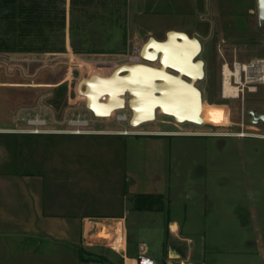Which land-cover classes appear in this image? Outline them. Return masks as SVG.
I'll return each mask as SVG.
<instances>
[{
  "label": "rangeland",
  "instance_id": "374dc122",
  "mask_svg": "<svg viewBox=\"0 0 264 264\" xmlns=\"http://www.w3.org/2000/svg\"><path fill=\"white\" fill-rule=\"evenodd\" d=\"M255 3L256 0H129L125 42L121 41L117 31L91 27L84 33L86 38L96 47L108 51L76 54L71 47L70 0H67V27L64 36L55 38L57 52H0L3 63L0 64V81L19 83L12 85L15 87H0V128H11L9 115L13 113L14 116L24 106L48 112L46 107L53 105L61 116L67 110L91 115L85 110L84 95L89 109L100 117L92 122V127L109 133L44 135L38 136L40 142L13 141L28 149L9 154L13 162L11 172H23V177L30 182L27 187H13L23 190L24 196L27 192L30 196L35 195L37 191L39 205L46 206L44 242L55 239L54 248L49 246L54 250L47 244L45 258L41 257L40 249L36 250L41 257L36 258L37 262L124 264L122 251L115 252L111 243L105 239H89L92 234L88 236L87 228L91 224L83 216L103 217L123 209L130 211L135 195L162 194L165 197L163 212H142L140 218L136 213L131 215L130 251L136 253L137 243L144 241L149 245L153 259L164 264L166 243L178 239L187 242L196 263L264 264V123L252 122L248 114L254 111L264 115V82L260 80L259 68H251V73H242L243 82L251 77L256 78L257 84H247L238 99H222L219 93L222 74L220 71L216 84V56H212L211 50L217 25L226 32L222 33V40L238 22L242 27L247 25L254 38L260 37L256 14H250L255 11ZM171 30L198 36L205 47L204 57L210 64L206 80L200 83L204 123H177L176 127L170 124L175 123L171 118L160 114L155 121L131 127L132 113L128 108L111 112L114 88L105 84L100 76H111L123 65L141 64L131 62L136 49L142 48L150 37L164 41ZM0 38H11L1 17ZM240 38L235 45L225 38L227 42L223 43L227 46L220 54L218 72L228 64L235 67L237 63L250 65L253 60L260 64L262 60L264 62L262 42L253 45L251 50L232 52L231 49L244 42V36ZM100 59L109 62L102 66L108 67L102 69L103 74L93 63ZM15 65L18 66L14 69ZM41 66L44 68L38 70ZM83 79L85 81L80 83ZM69 90L72 104L68 101ZM219 114H226L229 123L210 119ZM125 117L127 119L120 120ZM120 131H127L129 135L120 136ZM151 132L163 135H138ZM169 132L204 133L206 136H166ZM0 145H4V140H0ZM36 146L41 149L39 153ZM42 158L44 160L40 161ZM2 160L4 155L0 156V162ZM2 164L0 172L5 170V164ZM32 173H38L36 179L32 178ZM50 201H56V211L47 207ZM32 212L36 213L31 208L20 212L30 220L29 227L32 226ZM168 214L180 222L181 231L177 236L167 226ZM247 216L252 219L244 226L242 219ZM92 222L100 227L103 223L116 224V221L105 220ZM99 230L96 226V237ZM172 231L177 232L178 226L173 225ZM13 252L21 256V250Z\"/></svg>",
  "mask_w": 264,
  "mask_h": 264
},
{
  "label": "trees",
  "instance_id": "16d2710c",
  "mask_svg": "<svg viewBox=\"0 0 264 264\" xmlns=\"http://www.w3.org/2000/svg\"><path fill=\"white\" fill-rule=\"evenodd\" d=\"M128 6L129 0H70V36L74 52L104 54L108 51L86 38L84 33L91 27L117 31L125 42ZM67 14V0H0V17L11 35L9 39L0 38V52H57L55 38L64 36ZM164 199L162 194H137L132 198L133 209L163 212Z\"/></svg>",
  "mask_w": 264,
  "mask_h": 264
},
{
  "label": "crops",
  "instance_id": "0c3cea01",
  "mask_svg": "<svg viewBox=\"0 0 264 264\" xmlns=\"http://www.w3.org/2000/svg\"><path fill=\"white\" fill-rule=\"evenodd\" d=\"M13 60V59H12ZM2 63V62H1ZM3 64V63H2ZM5 65H7L5 63ZM3 66V65H2ZM18 65L14 66V69ZM11 71V70H10ZM19 85V83H12L11 81L8 82H2L0 81V87L6 88L4 86L9 87H15L12 85ZM42 84V83H38ZM37 84V85H38ZM10 118H13V113L9 115ZM4 129V128H0ZM109 134V133H108ZM120 136H128V135H121V133H118ZM139 134H156V135H163L158 133H139ZM41 137L36 136H16L13 134H4L0 133V140H4V145H0V156L4 155V160L0 162L5 164V170L0 172V264H42L41 262H37L36 258L41 259L45 258V248L52 245H55V239L53 237L52 242L45 243L44 242V211L45 207L39 205V194H37V191L35 192V195H29L27 192V196H24L22 194L23 190H16L14 189L13 185H20L27 187V185L30 183L27 179H25L23 176V172L12 173V160L9 156L10 153L13 152H19L23 153L24 149L26 148L24 145V148L22 145H15L13 143L16 142V140H24L30 142L31 140L34 141H42L40 140ZM38 145V144H37ZM39 146H36L37 153H39L38 149ZM10 157V158H9ZM8 158V159H7ZM22 162L24 161L23 157L21 158ZM44 160V158L40 159ZM21 161V160H19ZM12 162V163H11ZM16 163V162H14ZM10 167V168H9ZM29 175V174H28ZM32 178H37L35 176H38V173H32ZM27 181V182H26ZM28 183V184H27ZM19 187V186H18ZM17 187V188H18ZM35 197V198H34ZM33 202L31 205L28 203ZM56 205V201L48 202L47 207L52 209L53 211L56 209L54 206ZM33 209L36 213H31L33 217H30L32 220V226L29 227L30 220L28 217L23 216L20 212H24L27 210ZM125 209L114 212L113 214L99 217V216H83V218L87 219V221L90 224H93L92 221L94 220H105V221H112L116 223L121 222L123 225L124 230V240H122L123 246H122V257L124 258V264H128L129 262L137 260L139 255L143 252H146L148 256L153 258L150 255V247L149 245L142 241L137 243V251L136 253H133L130 251L129 247V221L131 215L134 213L138 214V218H140L139 215H142L140 211L130 212V211H124ZM56 211V210H55ZM59 212V211H58ZM154 213H160L157 211H153ZM15 213V215H14ZM147 214H150V212H147ZM54 220V215L51 216ZM252 218L247 216L245 219H242V224L244 226H247V224H250V221ZM177 225L178 231L173 232L172 226ZM167 226L169 230L177 236V234L181 231L180 222L173 217L172 214H168V220H167ZM250 227V226H249ZM125 228V229H124ZM88 231V228H87ZM90 234H88L89 236ZM181 237V236H180ZM186 238H189L186 236ZM59 242V241H58ZM124 242V243H123ZM59 245V244H58ZM50 248V247H49ZM50 248V249H52ZM41 250L40 255L39 253L36 254V250ZM48 249V248H46ZM14 250H21V256H16L19 252H13ZM54 250V249H52ZM2 255V256H1ZM16 256V257H15ZM36 261V262H35ZM157 262V261H156ZM158 264V263H157ZM164 264H203V263H196L192 259V255L189 252L188 244L185 241L178 240L167 242L165 246L164 251Z\"/></svg>",
  "mask_w": 264,
  "mask_h": 264
},
{
  "label": "water",
  "instance_id": "95a60500",
  "mask_svg": "<svg viewBox=\"0 0 264 264\" xmlns=\"http://www.w3.org/2000/svg\"><path fill=\"white\" fill-rule=\"evenodd\" d=\"M257 14L259 21L264 22V0H257ZM150 42L154 44V50H156L157 54L148 59L159 60L162 65L161 69L151 68L149 66L139 64L132 66L123 65L115 70L109 78L104 79L105 81L108 79L120 81V86L117 90L115 88V92L122 93L126 99L119 100L122 107L118 110L128 108L132 112V119L130 121L131 127H133L136 115L138 118L139 111L147 104L151 106H148L150 111L147 110L149 113V119L146 120V123L148 121H155L156 113L161 111L164 112L165 116L173 117L176 122L180 124H202L199 115L202 113L203 98L201 92L195 86V83L198 78L204 77V63L202 61H194L198 52L201 50L199 41L196 38H190L184 32L171 30L167 32L166 39L164 41H159L151 37L149 42L143 45L142 52L148 50ZM189 43L190 45H194V48L188 53L187 45ZM181 55L182 57H185V61H180L179 57ZM170 66L178 70L180 75L177 76L166 72V69ZM139 67L147 69L148 71L151 70V72H154V75L160 72L165 73L164 79H162L161 82L154 79L155 84L157 85V90H153V92L151 91L154 87V83L151 88L148 80H146V83L142 84V91H139L138 88L136 89L133 81L135 78V72H137ZM194 68L196 70L195 75L192 73ZM183 75L191 81L182 79ZM83 81H85V79H83L80 83ZM176 88L181 89L183 94L178 92L179 89ZM105 89L109 90L108 87H105ZM78 91L80 92L79 89ZM140 92H142V94H140ZM82 97L86 98L84 95H82ZM88 103L86 104L88 110H90L96 118H100L96 115L95 111L89 109ZM249 114L252 117V122L264 123V115L258 114L254 111H250Z\"/></svg>",
  "mask_w": 264,
  "mask_h": 264
},
{
  "label": "built area",
  "instance_id": "2783aa9c",
  "mask_svg": "<svg viewBox=\"0 0 264 264\" xmlns=\"http://www.w3.org/2000/svg\"><path fill=\"white\" fill-rule=\"evenodd\" d=\"M136 54V53H135ZM101 55H99L100 57ZM137 58L135 55L131 59V62H136ZM95 66H97V69H108V67H102L103 65H109V62L104 61L103 59H100L98 61L93 62ZM1 64V61H0ZM16 66V65H15ZM51 67V66H50ZM44 66H41L38 70L43 69ZM99 72H103L99 71ZM103 74V73H102ZM37 75V74H36ZM77 93V97L78 92ZM68 101L69 104H72L71 102V93L69 90L68 93ZM83 101L85 102L86 106V100L83 98ZM48 112H44L41 108L36 110L35 108H29V107H21L19 108L15 115L12 118V127L6 128V129H0V133L4 134H15V135H31V136H48V135H65V136H92V135H103L108 134V132L104 130H97L92 127V122L96 120V117L92 114L90 110L85 107V110H87L91 115L84 113V112H78L77 110H67L66 114H62L61 116L53 107V105H49ZM77 111V113H76ZM95 117V118H94ZM127 119L121 118L120 120ZM121 135H128L129 132L120 131ZM118 224V222H117ZM96 226L101 228L100 225L91 224L90 229H88L87 234L90 235L91 238H89L91 241L93 240V236H95V229ZM100 241L99 239H97ZM95 240V241H97ZM109 243L108 241H106ZM111 248L117 252L121 253V249H118L112 245H110ZM135 264H157L156 260L148 256L146 252H143L139 255L137 260H135Z\"/></svg>",
  "mask_w": 264,
  "mask_h": 264
},
{
  "label": "bare ground",
  "instance_id": "6f19581e",
  "mask_svg": "<svg viewBox=\"0 0 264 264\" xmlns=\"http://www.w3.org/2000/svg\"><path fill=\"white\" fill-rule=\"evenodd\" d=\"M149 47L154 48V44L152 42H150L148 48ZM187 48H188L187 51L189 53L194 48V45H192V44L190 45V43H189L187 45ZM146 56H150V55L149 54H145L144 57H146ZM151 57L152 56H150V58ZM179 59H180V61H185V57H182V55L179 57ZM253 61L254 62L251 65H248V64H244L243 65V64H238L237 63L234 69H232V67H230L228 65H225L224 66L223 73H222V82H223V90L222 91H223V95H224L223 97L225 99H228V100L229 99L230 100L231 99H238L240 97V94H241L242 90H243L242 88L246 87L247 84L256 83L254 81V79H256V78L252 79L251 77L247 78L248 81L244 83L243 80H242V78H241L242 73L244 71L247 72V73H249L250 70H251V68H254L255 69V67L257 66L259 68V71H260V75H259L260 80L262 81V83L264 82V67H262V64L264 66V62H261L262 64H260V63L256 62L255 60H253ZM141 64L142 65H147V66H149L151 68L161 69V67L150 66V65L145 64V63H141ZM188 71H189V69H188ZM195 71L196 70L194 68L192 70V73H194V75H195ZM166 72H168V71L166 70ZM93 73L96 74V75H98L96 72H93ZM183 73H185V72H183ZM143 74H144L145 79L148 80V82L150 83L151 88L153 87L152 84L154 83V87H153L154 89L153 88L151 89L152 92H153V90H157V85L155 84V80L156 79L157 80L158 79H161V80L164 79V75H161V74H157V75L155 74L156 76L154 75V73H151V74H149V73H142V75ZM100 77L105 82V84L110 85V86H112L114 88V100H113L112 106L110 107L111 112H113V110H118L120 107H122V105H121V103H120L119 100L126 99V97L122 93H116L115 92V88L117 90L119 88V86H120L119 85L120 81L119 80L117 81L115 79L114 80H111V79L109 80L108 79V80L105 81L104 79H107V78L110 77V75H108V74L107 75H101ZM252 77H254V76H252ZM136 78H137V76H136V72H135V78H134V81L133 82L135 84L136 89L138 88L139 91H142V83H138V81H137L138 78H137V80H136ZM182 79H184L183 76H182ZM85 89L86 88L84 86V90ZM176 89H179V88H176ZM178 92H180V93L183 94V91L181 89H179ZM140 94H142V92H140ZM143 95H144V93H143ZM143 101H144V98H143ZM202 105H203L202 106V113H203V111H204V102L203 101H202ZM145 106H143L142 109L139 111V113H138V116L139 117L138 118H137V115H136V119L134 121L133 127H139L142 124L146 123V120L149 119L148 118L149 117V115H148L149 113H148L147 110L150 111V108L148 109V106L150 107L151 105L147 104ZM202 113H200V115H199L200 118L202 116ZM157 114L158 113H156V119H157ZM159 114H164V112L159 111ZM131 119H132V117L130 118L129 122L131 121ZM210 119L213 120V121H215V122H217V123H224V124H228L229 123L228 116L226 114L215 115L213 118H210ZM201 121H202V123H204V120L203 119H201ZM200 125H202V124H200ZM88 229H90V227ZM93 238H96V239H105L106 241H108L109 243H111L112 246H114V247H116L118 249H121L122 246H123V244H121V243H122V240H124L123 225H122L121 222H119L118 224L116 223L114 226L108 225L107 223H103L102 226H101V228H100V230H99V232H98V234H97V237L95 236ZM128 264H135V261L129 262Z\"/></svg>",
  "mask_w": 264,
  "mask_h": 264
},
{
  "label": "flooded vegetation",
  "instance_id": "af4514ba",
  "mask_svg": "<svg viewBox=\"0 0 264 264\" xmlns=\"http://www.w3.org/2000/svg\"><path fill=\"white\" fill-rule=\"evenodd\" d=\"M252 13H255L256 14V18H257V29L260 30V32H258V35L261 38L260 37H259L260 39L259 38H254V36H253L254 34L252 33V30L249 29V27L247 25H244V27H242L243 25H241L239 22L237 24H234L232 26V30H230V32L228 33V36L225 37V38L228 40L229 43H232L233 45H235L236 42H237V39H239L240 37L244 36V40H243L244 42L243 43H240V45L238 44L239 47H235L234 50L231 49V51L234 52V53H236V54H237V50L238 49L239 50H242L243 49V51H248V50H251V48H252L253 45L258 44L259 42H262V44L260 46L261 47H264V22H260L259 19H258V14H257V0H256V3H255V11H251L250 14H252ZM202 24H203V22H202ZM202 27L203 26H201V28ZM216 28H217V30L214 31V33H213L214 42H213V46H212L211 50H212V56H216L215 59H214V62H215V66H214V82H216V84H218V75L220 74V71H221V74L223 73V70L222 69L224 68V67H222L221 70L219 68V72H218L217 69H218V67H220V66H218V63L220 62V54L222 53L223 47H226L227 46L223 42L226 43L227 40L225 38H224V40L221 39L223 37L222 33H226V32H223L219 25H217ZM184 33H186L190 38H196L199 41L200 46H201V50H200V52H198V54H197L196 58L194 59V61L195 62L202 61L204 63V77L203 78H198L197 81H196V83H195V85L197 86V88L201 92L202 98H203V92H202V89L200 88V83L201 82H204L206 80L207 75H208V66H209L210 63H208V61L204 57L205 47L203 45L202 40L198 36L197 37H194V36L188 34L187 32H184ZM150 38L147 40V42H149ZM165 39H166V36H165ZM222 43H223V45H222ZM230 46H231V44H230ZM135 53H136L135 54V57L137 58L136 63H145V64H148L150 66H157V67H161L162 68V65H161V63H160L159 60H150V59H148V58H150V56H154V55L157 54L156 53V50H154V48L149 47L148 50L145 51V52H142V48H139V49H136ZM144 53L145 54H149L150 56L144 57L145 56ZM250 60H251V58H250ZM171 62H172V60H171ZM139 65H142V64H139ZM228 66L232 67V69L235 68L234 67V64H228ZM166 70L169 73H172L174 75H177V76L180 75V72L178 70L174 69L171 66L168 67ZM142 73H149V74H151V73H154V72H151V70L148 71L147 69H143L141 67L138 68V70L136 72V76H137L138 80H137V78H136V80L138 81V83L144 84V83H146V79L144 77V74L142 75ZM157 74H161V75H164L165 76V73H163V72H160V73H157ZM183 78L185 80H187V81H191L185 75H183ZM241 78L243 80V77L242 76H241ZM158 81L161 82L162 80L161 79H158ZM222 90H223V82H222V75H221V90L219 89V93L221 94L222 99L228 100V99H225L223 97L224 95H223V91ZM203 102H204V99H203ZM249 113H250V111H249ZM157 115H160L159 112H158ZM166 117L171 118L175 122V123L170 122L171 125H175L176 127H178L177 122H176V120L173 117H171V116H166ZM249 117H250V119H252V117H251L250 114H249ZM138 135H140V134H138ZM166 136H170V137H178V136L179 137L180 136L203 137V136H206V135H204V133H192V132L191 133L190 132L189 133L188 132H183V133L169 132Z\"/></svg>",
  "mask_w": 264,
  "mask_h": 264
}]
</instances>
